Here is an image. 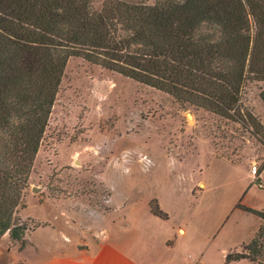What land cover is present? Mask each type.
Listing matches in <instances>:
<instances>
[{
	"label": "rangeland",
	"instance_id": "374dc122",
	"mask_svg": "<svg viewBox=\"0 0 264 264\" xmlns=\"http://www.w3.org/2000/svg\"><path fill=\"white\" fill-rule=\"evenodd\" d=\"M92 1L99 9L103 0ZM263 89L245 81L240 94L242 112L263 127L257 135L248 117L228 120L69 58L15 218L31 231L52 223L30 238L38 245L64 230L63 211L96 241L130 223L147 244L150 230L171 224L186 232L173 238L180 259L225 264L223 250L249 241L259 224L236 206H264ZM148 208L168 219L151 221ZM19 245L2 236L0 264L20 259Z\"/></svg>",
	"mask_w": 264,
	"mask_h": 264
},
{
	"label": "trees",
	"instance_id": "16d2710c",
	"mask_svg": "<svg viewBox=\"0 0 264 264\" xmlns=\"http://www.w3.org/2000/svg\"><path fill=\"white\" fill-rule=\"evenodd\" d=\"M71 57L263 131L240 94L264 83V0H0V238L19 249L31 230L15 213ZM236 208L261 223L225 261L264 264V209Z\"/></svg>",
	"mask_w": 264,
	"mask_h": 264
},
{
	"label": "crops",
	"instance_id": "0c3cea01",
	"mask_svg": "<svg viewBox=\"0 0 264 264\" xmlns=\"http://www.w3.org/2000/svg\"><path fill=\"white\" fill-rule=\"evenodd\" d=\"M263 174L264 172L261 173L260 178H263ZM241 205L243 204L241 203ZM248 208L262 210L264 206ZM149 214L150 220L156 223L165 222L168 219V217L167 219L157 217L150 211ZM60 217L64 219L63 231L53 233L49 237V241L43 245L33 244L30 238L34 235L36 229L48 227L54 230L52 223L48 222V225H46V222H43L27 234L25 247L18 249L21 258L11 256L10 264H206L201 255L193 263H186L179 258L173 238L177 234L185 235V230L180 226L163 224L157 230H150L148 243L145 244L141 242V236L138 233L141 230L139 227L138 229L132 228L130 223L129 225L123 223L120 230L117 228L111 229L107 234V239L96 241L85 236L83 230L77 226V222L73 221L74 217L71 213L60 212ZM258 220L259 224L256 231L261 223L259 218ZM81 236H83V239ZM253 237L249 241L234 244L223 250L222 257H224L225 264L237 262L255 264L245 259L233 262L225 261L228 253L239 252V249L242 250V247L248 244ZM171 240H173V243L169 244Z\"/></svg>",
	"mask_w": 264,
	"mask_h": 264
},
{
	"label": "built area",
	"instance_id": "2783aa9c",
	"mask_svg": "<svg viewBox=\"0 0 264 264\" xmlns=\"http://www.w3.org/2000/svg\"><path fill=\"white\" fill-rule=\"evenodd\" d=\"M256 173H257V168H256V166H252V167H251V170H250V174H251L253 177H255V176H256ZM257 187H258V188H261V185L259 184V185H257Z\"/></svg>",
	"mask_w": 264,
	"mask_h": 264
}]
</instances>
